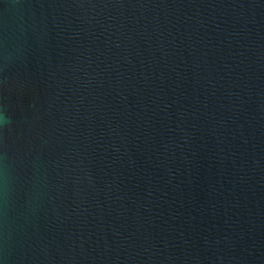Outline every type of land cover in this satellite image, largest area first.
<instances>
[{"label": "water", "instance_id": "95a60500", "mask_svg": "<svg viewBox=\"0 0 264 264\" xmlns=\"http://www.w3.org/2000/svg\"><path fill=\"white\" fill-rule=\"evenodd\" d=\"M0 264H264V0H0Z\"/></svg>", "mask_w": 264, "mask_h": 264}]
</instances>
